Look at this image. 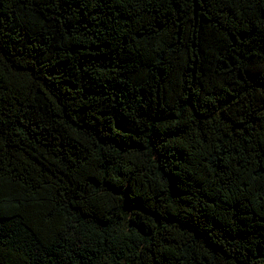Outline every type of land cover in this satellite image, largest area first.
<instances>
[{
	"label": "trees",
	"instance_id": "1",
	"mask_svg": "<svg viewBox=\"0 0 264 264\" xmlns=\"http://www.w3.org/2000/svg\"><path fill=\"white\" fill-rule=\"evenodd\" d=\"M0 264H264V0H0Z\"/></svg>",
	"mask_w": 264,
	"mask_h": 264
}]
</instances>
